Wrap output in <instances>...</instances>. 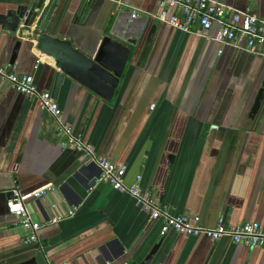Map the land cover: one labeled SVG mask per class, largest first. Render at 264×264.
<instances>
[{
	"label": "crops",
	"instance_id": "0c3cea01",
	"mask_svg": "<svg viewBox=\"0 0 264 264\" xmlns=\"http://www.w3.org/2000/svg\"><path fill=\"white\" fill-rule=\"evenodd\" d=\"M38 1L0 0V16ZM216 1L264 17V0ZM120 2L60 0L52 14L47 32L91 59L104 38L133 54L110 103L65 76L54 98L64 121L99 156L126 167L127 186L138 183L173 215L205 227L224 218L227 226L264 228V104L251 114L264 58L227 47L218 55L217 28L204 39L158 23L156 0ZM29 32L0 26V68L33 76L52 95L59 70ZM65 142L36 101L0 81V264H143L158 242L148 264H264V248L162 236L159 222L98 183L99 169ZM47 186L45 196L26 203L43 227L40 244L25 245L26 231L8 213L12 192Z\"/></svg>",
	"mask_w": 264,
	"mask_h": 264
},
{
	"label": "built area",
	"instance_id": "2783aa9c",
	"mask_svg": "<svg viewBox=\"0 0 264 264\" xmlns=\"http://www.w3.org/2000/svg\"><path fill=\"white\" fill-rule=\"evenodd\" d=\"M109 1L121 3L120 0ZM156 4L160 12L152 17L158 23L178 32L205 39L217 28L211 40L218 47V55L227 47L264 58V17L235 11L216 0H156ZM0 81L5 82L12 91L36 101L39 108L55 120L59 131L66 138L63 147H73L86 165H94L99 169L98 183L107 184L114 191L127 194L151 221L159 222L162 236L174 232L181 236L205 237L213 241L227 239L251 249L264 248V228L257 223L227 226L224 218H220L213 227L201 226L197 218L173 215L155 201L151 192L144 190L138 183L127 186L124 182L126 167L117 166L99 156L92 146L84 143L81 137L75 136L70 125L64 121L57 101L51 93L38 89L33 76H20L7 68H0ZM50 189L47 186L28 194H21L17 190L12 192L8 213L26 231L25 245H39L38 234L43 227L32 218L26 203L40 199Z\"/></svg>",
	"mask_w": 264,
	"mask_h": 264
},
{
	"label": "water",
	"instance_id": "95a60500",
	"mask_svg": "<svg viewBox=\"0 0 264 264\" xmlns=\"http://www.w3.org/2000/svg\"><path fill=\"white\" fill-rule=\"evenodd\" d=\"M60 0H39L30 7L24 6L11 10L6 15L0 16V26L11 33L17 31L20 24L28 32L30 38L36 43L37 50L54 60L59 73L55 77V87L52 97H56L58 86L63 78H68L87 88L103 101L110 103L124 73L125 67L132 58V50L110 38H104L94 58H89L76 50L68 40H59L47 32L50 27L52 14ZM37 18L39 19L38 22ZM36 23V24H35ZM35 24V25H34ZM153 32L147 37L142 50L144 55L146 49L151 45ZM21 43H17L11 57L13 64ZM264 104V80L261 89L254 101L251 114H257ZM160 246L158 242L151 250L143 264H148ZM22 264H37L35 259Z\"/></svg>",
	"mask_w": 264,
	"mask_h": 264
}]
</instances>
